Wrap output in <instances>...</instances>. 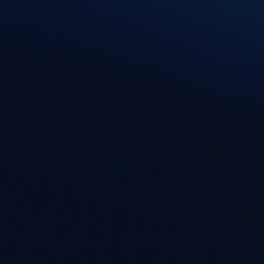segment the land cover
Masks as SVG:
<instances>
[{
    "label": "water",
    "instance_id": "95a60500",
    "mask_svg": "<svg viewBox=\"0 0 264 264\" xmlns=\"http://www.w3.org/2000/svg\"><path fill=\"white\" fill-rule=\"evenodd\" d=\"M0 264H264V0H0Z\"/></svg>",
    "mask_w": 264,
    "mask_h": 264
}]
</instances>
